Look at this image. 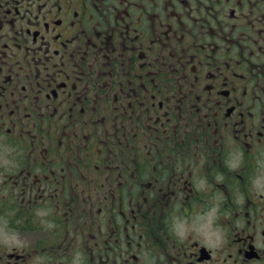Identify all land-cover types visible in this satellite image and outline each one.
Returning <instances> with one entry per match:
<instances>
[{
	"label": "flooded vegetation",
	"instance_id": "1",
	"mask_svg": "<svg viewBox=\"0 0 264 264\" xmlns=\"http://www.w3.org/2000/svg\"><path fill=\"white\" fill-rule=\"evenodd\" d=\"M0 264H264V0H0Z\"/></svg>",
	"mask_w": 264,
	"mask_h": 264
},
{
	"label": "clouds",
	"instance_id": "2",
	"mask_svg": "<svg viewBox=\"0 0 264 264\" xmlns=\"http://www.w3.org/2000/svg\"><path fill=\"white\" fill-rule=\"evenodd\" d=\"M184 235L185 234H181L179 236L180 239H183L184 238ZM201 235V238H202V241L208 246V247H212V248H215V247H219L222 243V240H210L208 239L207 235L204 234V233H200Z\"/></svg>",
	"mask_w": 264,
	"mask_h": 264
}]
</instances>
